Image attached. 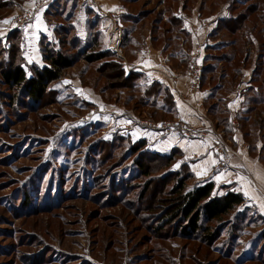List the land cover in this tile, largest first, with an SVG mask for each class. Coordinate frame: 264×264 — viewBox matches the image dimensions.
Wrapping results in <instances>:
<instances>
[{"label":"rangeland","instance_id":"rangeland-1","mask_svg":"<svg viewBox=\"0 0 264 264\" xmlns=\"http://www.w3.org/2000/svg\"><path fill=\"white\" fill-rule=\"evenodd\" d=\"M6 1L12 0H0V4ZM69 1H78V7L83 3ZM111 1L120 3L127 13L122 15L123 30L114 28L122 38V46L115 48V53L109 51L114 61L121 63L125 60L118 55L126 33L134 36L127 45L129 55H135V50L143 47L142 41L150 36L153 44L171 58L182 57L181 42L188 35L182 29L178 12L196 11L210 16L233 0ZM63 2L60 0L61 9ZM12 7L0 10V21ZM24 13L28 12L16 16ZM85 13L81 7L79 11L69 10L63 17H52L51 35L44 45L48 43L53 49L75 55L77 51L61 40L75 44L77 31L87 30V25L82 28ZM104 13L113 26H118L119 13ZM260 14L262 10L237 34H223L225 45L211 51L208 62L215 71L210 87L220 83L234 86L233 71L244 58L250 64L255 60L264 70V55L259 54L264 52ZM254 27L257 45L252 43L249 48L244 36L252 34ZM3 32L0 29V35ZM6 40L7 35L0 37L5 46ZM230 40H237L238 44L226 49ZM104 46L107 48L105 43ZM235 57L238 61L233 62ZM101 65L80 60L39 103H30L16 90H10L0 76V264H170L167 260L171 258L178 264H264L257 262L264 259V219L251 208L242 206L224 217L221 225H236L237 231L230 234L232 230L224 227L226 230L219 232L209 247L198 243L193 246L179 235L172 234L166 241L156 235L167 206L161 197L156 200V195L161 190V176L169 168L162 169L164 162L155 161L151 163L150 175L144 176L136 165L138 156L131 151V146L139 141L122 123H127L124 118L131 115L133 121L135 116L156 121L175 118L160 112L157 104H162L163 91L162 98L146 97V78L135 77L138 87L128 89L123 80L109 78L111 72H99ZM223 73L228 74L229 80L223 79ZM263 81L264 71L255 85L262 99ZM189 91L192 93L190 87ZM214 94L217 98L222 96L216 91ZM11 96H15L14 102L8 99ZM250 96L254 98L253 94ZM217 98L208 107L214 106L210 110L215 118L222 128H228L225 103ZM260 110H264V105L257 115ZM250 116L254 134L248 142L255 147L259 141L264 143V131H258L255 113ZM146 143L142 151L153 152ZM259 155L264 156V152ZM173 181L166 190L171 189ZM194 185V180L187 182L190 189Z\"/></svg>","mask_w":264,"mask_h":264},{"label":"crops","instance_id":"crops-1","mask_svg":"<svg viewBox=\"0 0 264 264\" xmlns=\"http://www.w3.org/2000/svg\"><path fill=\"white\" fill-rule=\"evenodd\" d=\"M42 1L44 0H34L33 3V0H28L13 14L0 21V29L4 30L0 37L17 29L23 31L24 57L29 65H44L41 42L43 38H50L51 35V27L46 21L49 2ZM82 2V7L86 10L82 16V28L85 29L87 25L89 11L97 16L100 15L101 17L98 16L100 29L104 35L107 50L115 53V48L122 46V38L114 32V28L123 30L122 15L127 14L126 9L120 3L111 0H82ZM105 10L119 13L118 26L116 24L113 26L106 18ZM22 11L28 12L30 19L24 27L17 28L13 19ZM230 16L229 3H224L218 12L210 16L196 11L178 12L182 29L188 35L187 40L181 42L182 57L171 58L164 49L153 44L150 36H146V39L142 41L143 47L136 49L135 55H129L126 50L128 44H123L122 52L118 56L125 60L122 63L127 73L143 74L148 85L157 82L167 87L174 98L178 115L174 120L168 121H156V119L141 116H135L136 121H133L134 116L124 118L122 115V119L127 121L122 124L136 141L146 140L153 152L162 155L176 153L173 168L187 166L194 176L195 184L208 180L214 182L215 190L219 194H223L226 188L242 193L246 198V204L243 207L251 208L254 213L264 219V210L261 209V204L264 203V156L259 155L264 152V143L259 141L255 147H251L248 142V138L254 134L253 127L249 124L252 121L250 115L255 113V121L259 125L258 131H264V110H260L261 114L259 112L257 115V110L264 105V98L258 96L260 89L255 88L262 77L263 70L259 71L260 68L255 60H252L250 64L249 59L244 58L239 60L238 68L233 71L236 75L234 86L221 83L214 87L209 85L213 72L210 70L212 66L208 62V57L211 51L215 52V47L225 42L216 29L221 20ZM5 20H8V23H3ZM86 35V30L79 33L81 38H85ZM247 38L257 45V39L253 33L247 35ZM251 45L250 43L248 47L250 48ZM130 46L133 45L130 44ZM229 48L231 47L228 46L226 49ZM172 61H176L175 64ZM234 61L238 59L235 57ZM194 65L202 68V83L198 93L189 91L192 82L189 73ZM168 70H174L177 73L175 80L168 76ZM222 75L223 79L229 80L226 76L228 74ZM215 91L222 96L217 98ZM254 92H256L255 96ZM251 94L254 98H251ZM216 98L225 103L224 108L227 111L225 114L229 119L228 128H222L215 118L213 110H210L214 106L208 107L209 102ZM243 112L246 113L243 114ZM167 122L184 123L198 135V139L190 140L180 135L174 128L165 126ZM248 127L249 131L246 130ZM212 158L217 159L216 164L205 163ZM177 164H179L178 167ZM217 166L221 168L217 169ZM220 173L224 175L218 179ZM238 176H243L246 180L241 182L237 179ZM245 190L249 195H245Z\"/></svg>","mask_w":264,"mask_h":264},{"label":"trees","instance_id":"trees-1","mask_svg":"<svg viewBox=\"0 0 264 264\" xmlns=\"http://www.w3.org/2000/svg\"><path fill=\"white\" fill-rule=\"evenodd\" d=\"M18 1L20 2L12 0L10 2L6 1L5 3H1L0 10L4 8L8 9L13 6V9L10 10L9 13V15H11L18 7H21L28 0ZM48 1H51V4L57 1L53 8L51 4H49L46 11V21L51 29L53 27L52 17H63L69 10L79 11L82 7H78V1L77 3L72 2L70 4L69 0H64L62 4L63 8L61 9L60 0ZM8 2L9 4H7ZM261 10L263 14H260L259 17L263 19L264 26V0H233L230 4L231 16L220 21L216 32L221 37L223 34H237L245 27L246 23H249L250 19L257 12H261ZM88 14L89 18L86 30L88 36L86 40H83L79 36L78 31L76 33L78 39L75 40L76 38H74L75 44L65 39L61 40L62 44L67 43L77 51L75 55L68 54L60 49H53L49 47L48 43L44 45L45 41H49V37L42 39L41 50L44 59L43 66L37 64L29 65L27 63L23 51V31L17 29L10 32L7 35V46L0 42V76L4 85L10 90H16L19 96L21 94L30 103L43 102L45 98L49 96L52 87L67 78V71L80 60H85L88 65L96 62L101 63L102 65L99 67V72H111L112 75L110 74V76H108L109 78L123 80L128 84V89H136L138 84H136L134 78L143 77L145 79V77L140 73H127L122 62L114 61L111 53L107 51V48L104 46V35L100 29V18L98 17L100 15L97 16L90 11ZM69 17L70 15L67 19H69ZM97 18L99 22H97ZM256 30V27H254L252 33ZM67 34H69V32ZM262 35L264 36V28L262 29ZM132 37L133 36H130L129 33H126L124 36V44H129ZM244 37L247 38L246 35ZM82 41L84 42L82 43ZM247 42V47L250 43H253L248 38ZM237 44V40H230L228 46L235 48ZM222 45H225V42L215 47V50L222 47ZM240 50H236L235 53L239 54ZM259 54L264 55V52ZM210 70L214 72L215 68L211 67ZM147 86L145 90L147 98H162V91L165 93V96L162 98V104H157L160 106V112H164L166 115L173 114V117L176 118L178 114L170 90L157 82L150 85L147 84ZM8 99L14 102L15 96H11V98ZM154 102L156 103V101ZM12 105L14 104L12 103ZM146 145V140H141L137 144L131 146L132 153L138 156L136 165L141 173L146 177L149 176V171L152 167L151 163L155 161L164 162V165L161 167L162 169L166 167L167 169L169 168V170L161 176V190L160 192L158 191L156 195V200L161 197L160 201L163 200L167 203V206L163 208L166 213L162 217L161 226H157L155 229L156 235L160 238L165 237L162 239L164 241L170 238L172 234L179 235V238L188 239L192 244L198 243L200 247H209L216 235L222 230H226L227 227L232 230L230 234H233L235 230L237 231L238 227L236 225H226L224 226L226 228H224L221 223L224 217L246 204V198L242 193L226 188L223 194H219L215 190L214 182L208 180L196 183L190 189L187 186V182L194 178L191 170L187 166H182L179 169L173 168V163L177 154L162 155L160 153L142 151ZM171 181H173L174 184L171 189L166 190ZM142 197L144 198L143 195ZM193 246L196 245L193 244ZM167 261L170 264H178L177 260H173L172 258ZM257 262L264 263V259L260 258ZM212 264H215V262Z\"/></svg>","mask_w":264,"mask_h":264},{"label":"built area","instance_id":"built-area-1","mask_svg":"<svg viewBox=\"0 0 264 264\" xmlns=\"http://www.w3.org/2000/svg\"><path fill=\"white\" fill-rule=\"evenodd\" d=\"M30 19V14L29 13H24L18 16H15L13 21L14 24L17 26V28H22L24 27ZM168 76L175 80L177 78V73L174 70H168L167 72ZM190 76L192 78V82L190 85L191 91L192 92H199L201 83H202V68L194 65L191 70H190ZM168 128H174L180 135L185 136L186 138L193 140V139H198V135L190 130L184 123L182 122H167L165 124ZM221 166H217V169H220Z\"/></svg>","mask_w":264,"mask_h":264},{"label":"snow or ice","instance_id":"snow-or-ice-1","mask_svg":"<svg viewBox=\"0 0 264 264\" xmlns=\"http://www.w3.org/2000/svg\"><path fill=\"white\" fill-rule=\"evenodd\" d=\"M33 3H34V0H33ZM37 20H39V16H37ZM3 23H8V20L3 21ZM78 91H79V90H78ZM221 159H223V157H221ZM205 163H211V164L214 165V164L217 163V159L212 158V159H210L209 161H205ZM176 166L178 167L179 164H177ZM197 174L200 175L201 173H197ZM223 175H224L223 173H220V175H219L217 178L219 179V178H220L221 176H223ZM237 179L240 180L241 182H244V181L246 180V178L243 177V176H238ZM245 195H246V196L249 195V193H248L247 190H245ZM261 209L264 210V203L261 204Z\"/></svg>","mask_w":264,"mask_h":264}]
</instances>
